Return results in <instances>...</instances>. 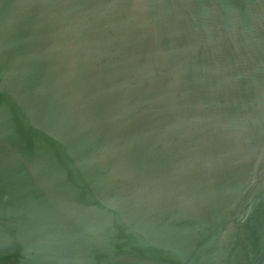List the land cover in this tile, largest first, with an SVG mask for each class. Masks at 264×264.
Here are the masks:
<instances>
[{
  "label": "water",
  "instance_id": "water-1",
  "mask_svg": "<svg viewBox=\"0 0 264 264\" xmlns=\"http://www.w3.org/2000/svg\"><path fill=\"white\" fill-rule=\"evenodd\" d=\"M0 264H264V0H0Z\"/></svg>",
  "mask_w": 264,
  "mask_h": 264
}]
</instances>
